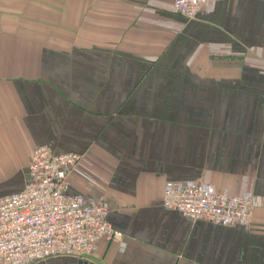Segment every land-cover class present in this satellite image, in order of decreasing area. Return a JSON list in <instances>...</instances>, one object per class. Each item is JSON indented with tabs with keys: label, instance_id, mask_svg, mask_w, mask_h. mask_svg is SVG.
<instances>
[{
	"label": "crops",
	"instance_id": "1",
	"mask_svg": "<svg viewBox=\"0 0 264 264\" xmlns=\"http://www.w3.org/2000/svg\"><path fill=\"white\" fill-rule=\"evenodd\" d=\"M39 145L82 154L68 192L121 239L38 264H264V0H0V199ZM200 183L251 198V225L162 206Z\"/></svg>",
	"mask_w": 264,
	"mask_h": 264
},
{
	"label": "built area",
	"instance_id": "2",
	"mask_svg": "<svg viewBox=\"0 0 264 264\" xmlns=\"http://www.w3.org/2000/svg\"><path fill=\"white\" fill-rule=\"evenodd\" d=\"M217 0H172L174 12L192 19ZM82 154H54L33 148L23 188L0 199V264H38L50 258L91 256L97 241L121 239L107 219L108 208L83 194L68 192V177ZM162 206L194 221L247 228L252 199L225 195L211 185L165 184Z\"/></svg>",
	"mask_w": 264,
	"mask_h": 264
},
{
	"label": "water",
	"instance_id": "3",
	"mask_svg": "<svg viewBox=\"0 0 264 264\" xmlns=\"http://www.w3.org/2000/svg\"><path fill=\"white\" fill-rule=\"evenodd\" d=\"M76 264H81V261L80 260H77Z\"/></svg>",
	"mask_w": 264,
	"mask_h": 264
},
{
	"label": "rangeland",
	"instance_id": "4",
	"mask_svg": "<svg viewBox=\"0 0 264 264\" xmlns=\"http://www.w3.org/2000/svg\"><path fill=\"white\" fill-rule=\"evenodd\" d=\"M58 261H59V260H58ZM61 262H62V263H63V262L65 263L66 261H65V260H62ZM66 264H68V262H66ZM75 264H76V263H75Z\"/></svg>",
	"mask_w": 264,
	"mask_h": 264
}]
</instances>
